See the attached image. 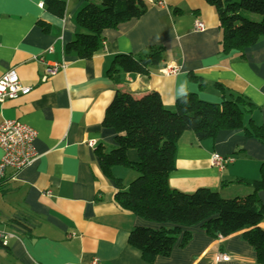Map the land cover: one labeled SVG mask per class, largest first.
I'll return each mask as SVG.
<instances>
[{
	"label": "crops",
	"instance_id": "crops-1",
	"mask_svg": "<svg viewBox=\"0 0 264 264\" xmlns=\"http://www.w3.org/2000/svg\"><path fill=\"white\" fill-rule=\"evenodd\" d=\"M146 1L149 8L142 17L103 30L102 46L90 59H80L65 54L64 46L75 37L74 16L83 0H65L62 18L47 12L44 0H0V77L14 69L20 83L31 88L0 104V121L32 127L37 155L17 174L7 169L0 183V231L13 236L7 245L0 243V264H92L94 259L97 264H148L128 244L129 232L171 225L119 207L114 200L118 187L102 173L95 153L96 148L108 153L117 146L115 132L102 126L117 91L135 98L155 92L171 111L187 93L209 103L242 95L255 106L244 121L251 118L264 127V38L242 54H222L219 21L204 0ZM196 21L204 24L203 31L193 29ZM159 45L164 47L162 61L148 75L108 76L114 56ZM54 65L63 68L43 79L45 68ZM172 68L177 72L167 74ZM190 74L205 86L191 81ZM89 141L95 146L89 147ZM213 154L232 161L218 169L211 163ZM126 156L137 162L135 151ZM263 160L264 145L239 129L221 130L213 140L186 131L177 142L168 184L183 193L205 188L222 198L243 197L250 188L225 183L259 179ZM124 169L114 167L112 175L126 188L136 176ZM258 197L264 205V191ZM184 230L190 240L181 246L179 239L169 256H158L151 264H258L242 231L214 239L201 225ZM218 252L229 260L215 262Z\"/></svg>",
	"mask_w": 264,
	"mask_h": 264
},
{
	"label": "trees",
	"instance_id": "trees-1",
	"mask_svg": "<svg viewBox=\"0 0 264 264\" xmlns=\"http://www.w3.org/2000/svg\"><path fill=\"white\" fill-rule=\"evenodd\" d=\"M218 18L220 51L226 54L243 50L264 38V0H204ZM47 12L62 18L65 0H44ZM146 0H83L76 12L77 27L74 39L64 46V53L80 59H90L102 46V32L119 24L138 19L148 10ZM245 12L257 14L253 21ZM163 46L148 47L140 53L114 56L108 76L123 72L148 75L162 61ZM189 79L199 87L203 80L193 75ZM221 90L223 87L215 85ZM255 110L242 95L223 99L220 103L200 100L187 93L176 99L174 109H166L157 93L135 98L117 91L106 107L102 126L115 132L116 148L105 153L96 148L95 153L102 173L118 187L115 202L123 210L146 221L165 223L158 229L133 228L128 244L137 249L141 259L151 264L158 256L170 255L180 239L184 246L191 238L184 228L201 225L214 239L242 231L241 237L253 249L256 262L264 264V205L258 193L264 191V160L260 164L257 180L236 179L225 185L242 184L250 188L243 197L222 198L217 192L200 188L193 193H183L169 187L168 178L175 168L176 145L181 135L191 131L199 140H213L221 130H241L248 138L264 145V127L245 117ZM137 153V162L127 159V152ZM124 167L137 174L128 186L112 175V168Z\"/></svg>",
	"mask_w": 264,
	"mask_h": 264
},
{
	"label": "built area",
	"instance_id": "built-area-1",
	"mask_svg": "<svg viewBox=\"0 0 264 264\" xmlns=\"http://www.w3.org/2000/svg\"><path fill=\"white\" fill-rule=\"evenodd\" d=\"M162 5L161 2H158ZM195 31H203L204 24L201 21L194 23ZM63 65H54L46 67L44 70L45 79L47 76L55 74ZM176 69L172 68L167 74H175ZM31 88L20 83L19 78L14 69L6 71L0 77V104L6 100L16 99L20 96L27 95ZM36 137V131L17 120H1L0 121V183L5 177L7 169H11L14 174H17L25 167L29 166L37 157L33 148V142ZM89 147L95 146V141L87 143ZM232 161L229 157H223L218 154H213L211 163L218 169H223ZM11 234L0 231L1 245H7ZM215 262H226L229 260L228 255L224 253H216ZM92 264H97V259L92 261Z\"/></svg>",
	"mask_w": 264,
	"mask_h": 264
},
{
	"label": "rangeland",
	"instance_id": "rangeland-1",
	"mask_svg": "<svg viewBox=\"0 0 264 264\" xmlns=\"http://www.w3.org/2000/svg\"><path fill=\"white\" fill-rule=\"evenodd\" d=\"M245 14H247L248 16H251L250 18H251V20H253V21H259L260 20V16L259 15H257V14H253V13H249V12H245ZM121 169H124L123 167H121ZM124 170H126V171H128L129 173H130V175H134V176H137V174L136 173H134L133 171H131V170H127V169H124Z\"/></svg>",
	"mask_w": 264,
	"mask_h": 264
}]
</instances>
